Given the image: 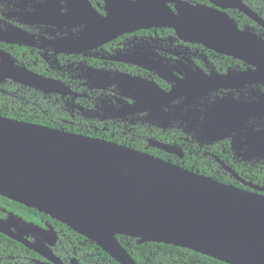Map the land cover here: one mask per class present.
Segmentation results:
<instances>
[{
    "label": "flooded vegetation",
    "instance_id": "1",
    "mask_svg": "<svg viewBox=\"0 0 264 264\" xmlns=\"http://www.w3.org/2000/svg\"><path fill=\"white\" fill-rule=\"evenodd\" d=\"M240 1L256 16L221 8L226 0H166L164 11L126 8L139 0H0V64L6 55L10 68L52 84L43 91L6 79L0 92L13 96L15 84L37 92L44 116L89 135L75 134L150 156L161 151L183 169L228 175L232 186L264 195V8ZM138 14L170 22L138 25ZM224 16L233 27L218 35L240 49L190 35Z\"/></svg>",
    "mask_w": 264,
    "mask_h": 264
},
{
    "label": "water",
    "instance_id": "2",
    "mask_svg": "<svg viewBox=\"0 0 264 264\" xmlns=\"http://www.w3.org/2000/svg\"><path fill=\"white\" fill-rule=\"evenodd\" d=\"M165 1L139 0L133 8H126L164 11ZM226 1L229 4L221 8H237L256 16L240 0ZM189 11L203 9L190 6ZM227 19L211 18L190 35L205 44H234L232 48L238 50L237 40L227 42L229 32L226 39L218 35L220 29L221 34L226 28L232 30ZM135 20L138 25L170 22L165 14H138ZM259 50L262 48L256 53ZM246 53L238 56L243 58ZM248 56L253 54L248 52ZM1 58L0 81L10 79L50 91V82L31 77L23 69L19 70L22 77L18 76L17 67H9L11 60L6 55ZM253 64L261 70L262 65ZM157 146L168 153L177 152L166 145ZM0 197L66 225L118 264H136L117 241L118 235L135 238L138 244L187 249L225 264H264V195L219 183L112 142L0 117ZM0 234L44 260L36 264H65L50 249L57 234L49 225L41 228L9 213L6 220L0 219ZM25 235H31L33 241ZM68 264L80 263L72 258Z\"/></svg>",
    "mask_w": 264,
    "mask_h": 264
},
{
    "label": "trees",
    "instance_id": "3",
    "mask_svg": "<svg viewBox=\"0 0 264 264\" xmlns=\"http://www.w3.org/2000/svg\"><path fill=\"white\" fill-rule=\"evenodd\" d=\"M248 5L254 10L262 11L264 0H249ZM9 89L11 91L18 89V91L11 97L0 92V117L63 130L69 133L89 135L85 133L86 131L83 127L61 125L60 120L57 121L44 116L39 109L41 96L39 93L27 92L16 84ZM157 152L153 157L169 161L172 164H181V161L175 162L165 153ZM192 164V161H185L182 166L190 168ZM208 177L222 184L231 185L234 183L233 179L224 174H215ZM9 213L25 223L41 228L46 225L51 226L57 234V239L50 246V249L65 264H68L72 258H76L80 264H118L95 243L74 232L66 225L35 209L0 197V219L6 220V215ZM116 239L136 264H225L205 255L172 245L159 243L138 244L135 238L119 235ZM36 260H41V257L23 245L0 234V264H34Z\"/></svg>",
    "mask_w": 264,
    "mask_h": 264
},
{
    "label": "bare ground",
    "instance_id": "4",
    "mask_svg": "<svg viewBox=\"0 0 264 264\" xmlns=\"http://www.w3.org/2000/svg\"><path fill=\"white\" fill-rule=\"evenodd\" d=\"M20 69L18 68H15L14 71L18 74V76H21L22 77V73L19 71Z\"/></svg>",
    "mask_w": 264,
    "mask_h": 264
}]
</instances>
